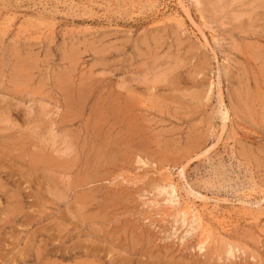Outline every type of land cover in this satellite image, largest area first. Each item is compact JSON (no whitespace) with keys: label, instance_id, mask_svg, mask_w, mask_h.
<instances>
[{"label":"rangeland","instance_id":"374dc122","mask_svg":"<svg viewBox=\"0 0 264 264\" xmlns=\"http://www.w3.org/2000/svg\"><path fill=\"white\" fill-rule=\"evenodd\" d=\"M0 264H264V0H0Z\"/></svg>","mask_w":264,"mask_h":264},{"label":"bare ground","instance_id":"6f19581e","mask_svg":"<svg viewBox=\"0 0 264 264\" xmlns=\"http://www.w3.org/2000/svg\"><path fill=\"white\" fill-rule=\"evenodd\" d=\"M170 188V187H169ZM207 242L206 237L202 239L201 244L204 245Z\"/></svg>","mask_w":264,"mask_h":264}]
</instances>
